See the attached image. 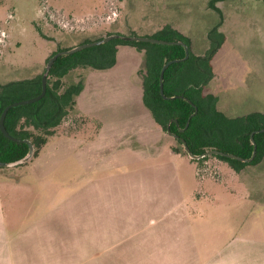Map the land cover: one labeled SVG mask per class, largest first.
Wrapping results in <instances>:
<instances>
[{
  "label": "rangeland",
  "instance_id": "1",
  "mask_svg": "<svg viewBox=\"0 0 264 264\" xmlns=\"http://www.w3.org/2000/svg\"><path fill=\"white\" fill-rule=\"evenodd\" d=\"M114 11L116 18L112 17ZM166 25L205 44L213 28L223 33L226 41L213 58L218 75L213 85L235 114L243 116L257 108L255 105L263 106V101L255 100L264 98V0H0V31L6 33V45L0 52V85L41 75L47 59L60 48H75L109 34L150 37ZM90 71L80 68L70 72L62 79V87L82 80L85 84ZM51 83L57 86L58 81L52 79ZM100 98L105 100V96ZM59 130H77L74 136L84 142L76 144L72 139L71 145L63 140L58 155L51 156L53 143H49L41 160L32 158L27 166L0 167V194L7 219L13 217L8 212L38 215L58 210L63 200L87 186L89 179L107 178L105 187L117 193L125 171L142 169L156 176L163 169L166 185H181L174 222H185L189 241L197 242V249L205 246L204 258H213L248 238H264V216L259 215L264 202L244 197L247 180L228 163L199 167L187 157L173 154L165 148L173 139L169 133L168 138L146 145L145 140L151 141L153 136L140 126L126 138L141 139L148 156H141L130 167H120L121 158L115 155L111 166L106 161L112 151L105 150L101 157L92 150L91 157L86 150L97 138V121L87 124L76 108ZM171 145H178L176 139ZM13 176H19L22 184ZM24 196L33 197L20 200ZM249 224L253 227L247 230Z\"/></svg>",
  "mask_w": 264,
  "mask_h": 264
},
{
  "label": "crops",
  "instance_id": "2",
  "mask_svg": "<svg viewBox=\"0 0 264 264\" xmlns=\"http://www.w3.org/2000/svg\"><path fill=\"white\" fill-rule=\"evenodd\" d=\"M208 48L209 40L205 44L191 38L194 54L204 55ZM143 59L144 54L138 49L120 46L116 65L108 70L90 71L85 77L82 93L76 98V108L86 123L97 121L99 124L97 138L92 141L94 145L86 149L88 154L92 157L95 151L104 157L105 150L112 151L106 161L111 166L115 155L121 158L117 163L120 167H130L148 156L141 146V139L128 141L126 138L127 133L129 135L138 127L151 131L152 140H145L146 145L152 146L161 137H169L143 102L140 73ZM214 60V78L209 90L217 97L218 109L230 118L264 113V98L255 100L263 101V106L255 105L257 108L243 116L225 106V97L213 85L218 80ZM101 96H105V100ZM59 128L47 143H53L49 147L50 156L58 155L59 143L63 140L71 145L72 139L76 144L84 142L74 136L77 130L63 131ZM173 140L175 142L174 136L169 147L165 148L173 154L183 155L173 150L176 146L171 145ZM42 150L37 160L42 159ZM183 156L195 162L189 156ZM221 162L209 159L202 164L195 163L199 167H208ZM235 172L247 180L244 197L248 201L264 202V157L258 164ZM13 177L22 184L19 176ZM121 179L124 182L117 193L116 189L105 187L107 178L96 182L89 179V184L65 198L58 210L38 215L32 211L25 214L8 212L13 216L8 219L0 194V264H264V238L260 237L248 238L213 258H204L205 246L197 249L198 243L189 241L190 232L185 222H174L173 211L181 202L178 198L181 185H166L168 178L163 169L156 176L150 172L147 175L142 169H130L121 175ZM32 197L24 196L20 200ZM259 215L264 216V211ZM29 221L32 224L29 225ZM251 227L253 225L249 224L246 229ZM261 231L264 233V227Z\"/></svg>",
  "mask_w": 264,
  "mask_h": 264
},
{
  "label": "trees",
  "instance_id": "3",
  "mask_svg": "<svg viewBox=\"0 0 264 264\" xmlns=\"http://www.w3.org/2000/svg\"><path fill=\"white\" fill-rule=\"evenodd\" d=\"M110 35L112 34L108 36ZM150 37L185 43L189 48V58L184 60L186 51L181 45L131 42L120 38L61 56L49 71L46 95L36 103L12 108L5 120L7 131L15 138L30 140L35 147L33 158H36L66 117L76 110V98L84 89V80L64 88L62 79L80 68L108 70L117 63L119 47L131 46L144 54L140 71L143 77V102L159 127L174 137L178 136L175 138L178 145L173 148L175 152L188 156L182 143V140H185L191 153L196 156L218 150L250 159L256 145V157L251 162L221 155L192 160L202 164L216 158L228 163L237 172L246 166L261 162L264 157V113L230 118L218 109L217 97L209 93V85L214 78L213 58L225 43L226 36L213 28L207 35L209 48L200 56L194 54L191 49L192 37L182 34L170 25L164 26ZM90 42L92 41L86 40L82 44ZM71 49L73 48H60L50 57L59 51ZM173 60L179 62L171 64L165 71V99L160 89L161 72L164 65ZM45 72L46 69L35 78L0 85V117L8 105L39 96ZM52 79L58 81L57 86L52 85ZM28 152V144L13 142L0 130V162L18 161Z\"/></svg>",
  "mask_w": 264,
  "mask_h": 264
},
{
  "label": "water",
  "instance_id": "4",
  "mask_svg": "<svg viewBox=\"0 0 264 264\" xmlns=\"http://www.w3.org/2000/svg\"><path fill=\"white\" fill-rule=\"evenodd\" d=\"M116 38H120V39H123L124 41H131V42H133V41H135V42H146V43H153V44H159V45H181V46H183L185 48V51H186V56H185L184 60L188 59L189 55H190L188 46L185 43H183V42L165 41V40H160V39H156V38H153V37H147V36H122V35H119V34L110 35V36L104 37V38H102L100 40L92 41L90 43H84V44H81V45L71 49V50H64V51L57 52L54 56L50 57L48 62H47L46 72H45V74L42 77V92H41V94L39 96H37V97L31 98V99H27V100L17 101V102H14V103L8 105L4 109V111H3V113H2V115L0 117V130H1V132L3 133V135L6 138H8L9 140H11L13 142H16V143L23 142V143H26V144L29 145V152L24 158H22V159H20L18 161H15V162H0V167L12 168V167H17V166L24 165V164L28 163L33 158L34 153H35V147H34L33 143L30 140H21L19 138H15L7 131V129L5 127V120H6L8 112L12 108L21 107V106H25V105L36 103V102L40 101L46 95L47 86H48L47 81H48L49 71L52 68V66L54 65L55 61L59 57L71 55V54L77 53V52H79L81 50H84L86 48L102 45V44L108 43L111 40L116 39ZM176 62H179V60L169 61L168 63H166L164 65V67L162 69V72H161L160 89H161V94H162V96L165 99H167V97L164 94V74H165L166 69L171 64L176 63ZM188 126H189V123L187 124V127ZM263 131L264 130H262V132ZM175 138H178V136H175ZM182 143H183L184 150L188 154V156L191 159H195V160H199L201 158L208 157V156H213V155H221V156H225V157H228V158H231V159H235V160H239V161L251 162L256 157V153H257V147L255 145L254 153H253V155H252V157L250 159H243V158H241L239 156H236V155H233V154H226V153L218 151V150L208 151L204 155L196 156L193 153H191V151H190L189 147L187 146V143L185 142V140H182Z\"/></svg>",
  "mask_w": 264,
  "mask_h": 264
},
{
  "label": "built area",
  "instance_id": "5",
  "mask_svg": "<svg viewBox=\"0 0 264 264\" xmlns=\"http://www.w3.org/2000/svg\"><path fill=\"white\" fill-rule=\"evenodd\" d=\"M112 17H117V12L114 11L112 13ZM111 17H108L110 19ZM6 45V33L4 31H0V52L2 51L3 46Z\"/></svg>",
  "mask_w": 264,
  "mask_h": 264
}]
</instances>
